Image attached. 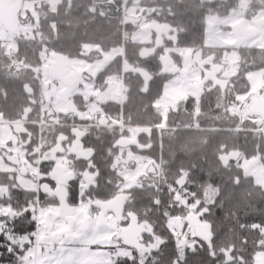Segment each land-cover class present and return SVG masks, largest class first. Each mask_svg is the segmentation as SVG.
Here are the masks:
<instances>
[{"label":"trees","instance_id":"trees-1","mask_svg":"<svg viewBox=\"0 0 264 264\" xmlns=\"http://www.w3.org/2000/svg\"><path fill=\"white\" fill-rule=\"evenodd\" d=\"M244 3L250 6L249 15L264 9V0H66L56 10L43 3L38 36L21 35L13 52L5 47L0 51V113L10 123L27 124L25 148L29 160L39 166V191L18 187L13 173L0 170V185L7 186L9 194L0 196V205L18 212L17 232L27 231L24 214L34 210L30 204L37 198L40 206L59 205L48 193L57 187L50 175L57 162L42 158L59 143L77 141L90 154H70L66 184L70 205L112 201L125 194L124 213L149 227L141 243L155 246L144 254V264H255L257 251L264 249V188L245 173L237 156L258 155L264 161V126L240 117L230 100L235 93L249 92V72L264 71V47L205 44L206 17L227 15ZM134 5L145 9L147 19L157 23L156 30L162 27L176 35L178 47L201 51L214 65L227 50L238 49V72L225 85L206 81L198 101L191 97L163 115L156 103L176 75L161 71L163 52L174 39L166 35L165 44L145 54L144 48L154 43L125 38V32L137 30L135 23L124 22L125 11ZM88 46L95 49L85 53ZM122 48L124 53L118 51L93 81L101 86L108 78L123 79V105L117 99L101 102L100 118L107 121L95 122L85 114L95 98L77 93L70 99L83 116L61 111L55 115L56 123L49 121L44 51L92 62ZM176 57L184 61L187 56ZM128 66L145 70L148 84L144 86V78ZM120 114L122 126H114L112 120ZM127 150L153 162L138 185L124 188L126 179L116 162ZM190 214L210 225L209 242L194 232L191 239L197 237L200 245L183 240L181 235L191 226L186 221ZM0 252H5L0 261L13 259L5 249ZM141 259L134 250V257H121L118 264H141Z\"/></svg>","mask_w":264,"mask_h":264},{"label":"rangeland","instance_id":"rangeland-1","mask_svg":"<svg viewBox=\"0 0 264 264\" xmlns=\"http://www.w3.org/2000/svg\"><path fill=\"white\" fill-rule=\"evenodd\" d=\"M61 1L64 2L66 0H40L39 2L34 3L23 0H0V51L2 47H5L8 52H13L17 48V37L21 35H35L33 32L34 24L37 25L39 16L42 15H39L40 11L38 12L37 6H41L40 10H42L43 3L46 2L50 5L52 10H56ZM27 10L30 12L26 13ZM21 16L24 17L21 18ZM250 16L251 15L248 14V4L246 3L242 4L240 8L234 9L229 14L224 16H207L205 44L207 46L238 48L252 47V45H257L258 43L260 46L264 47V10H260L257 14H255L253 19ZM26 20H30V22ZM127 21L136 23V21H131L126 14L124 22L127 23ZM146 24H148V26H146ZM155 25H157V23L154 21H147L144 19V24L138 22V27L140 28L135 36L133 35L134 32H125L124 37L132 38V40L140 43H154V47L150 46L144 48L145 54L153 53L157 46L166 43V35L167 37L170 36L172 38V34L168 33L167 30L161 29V26V30H155ZM254 36L255 39L252 40ZM176 41L177 36L175 35L174 44L165 48L163 52L161 71L176 73V75L166 83L162 99L156 103L158 111L163 115H166L170 110L176 109L183 101L191 97H195L198 101L199 90L194 86L198 85L203 78L205 81H209L212 84L218 83V79L213 75L215 65L211 61V57L202 61L201 59L204 57L201 51L193 52L191 48L178 47L175 44ZM253 41H255V43H253ZM88 48L89 47H87L85 53H88L90 49H95L92 47L90 49ZM118 51H121L122 54L124 53L123 48L120 50H112L111 52L102 53L101 58L92 62L70 59L68 71L78 75L79 79L78 82L76 81L77 84L74 83L68 85L62 79L55 78L54 74L49 71V75H44V81L46 84L49 82L52 89L54 88V96L52 97L53 99H48L47 95V99L50 100L48 105H51L52 108L57 111L60 108L65 111L67 107L65 98L68 91L70 92V95L86 92L96 98L88 103L87 111L85 113L86 116L95 122H106L107 120H103V118L99 117L103 107L101 102L98 101V95L93 91L96 86L93 78H95L110 64ZM183 53H185V55ZM176 55H179L183 59L185 56H190V58H187V60L184 61H178ZM43 56L46 68L49 70L53 63V56L46 50L44 51ZM223 60L228 67L229 73L221 80V84L225 85L229 76H233L234 73H237L239 65L238 62L240 61L239 50H227L224 53L221 63H219L220 66L223 63ZM207 61L208 66L204 65ZM181 64L184 66L183 69H181ZM127 69L142 76L144 78V86L148 84L150 78L145 70L135 69L132 66H128ZM247 77L249 80L250 90L246 94H240L238 98L240 104L243 105V113L244 111L247 113L251 111V107L248 109L245 105L248 101L247 99L250 98L251 101H253L258 97V95H261L260 90H263L264 85V71H251L247 74ZM119 79L120 78L118 77L106 79L110 85L114 86L113 88L116 94L120 93L118 86ZM49 110L50 109L46 108V112H49ZM236 111L242 114L240 107H238ZM4 122V118L0 113V170L13 173L18 187L26 190L39 191V169L29 160L27 150L22 148L24 141L21 138V132L17 131L16 127L14 130V127ZM77 143L79 144V142ZM124 147H126V145H124ZM72 149V145L66 146L63 143H59L46 153L42 159L54 160L57 164L68 167L67 163H69V161L73 158V156H70L72 153L69 152L72 151ZM38 160L39 158L37 161ZM146 160L147 162H145ZM148 160L150 161L148 162ZM131 161L136 162L137 165L135 167L129 166ZM237 161H241L240 166L244 169L245 173L253 176L256 182L264 188V161L258 155L252 157H242V155H238ZM152 162L153 161H151V159L132 155L131 150H127L124 154H122L116 162V165L121 172L120 174L126 179L124 188L138 185L140 183V179L144 178L142 175L147 173V169ZM88 183L89 182H86L85 184L88 185ZM7 194L8 187L0 185V196L5 197ZM126 200V195L122 194L117 199L112 201L99 203L90 202V204L85 203L83 205L76 206L74 209L77 211H83L91 215L93 218L100 219L113 225V243H117L119 245L118 247L110 250L113 257L119 256V258H131L134 257V250H139L142 255L141 264H144V254H147V252L152 248H155V246H144L141 243L142 233L148 232L149 227L145 224L137 222L134 217L128 216L124 213L122 207ZM59 207V205H39L36 208H32L37 213L46 214L50 211H60ZM0 210L9 212L14 216L18 215V212L11 206L0 205ZM172 225L176 228L178 223L174 221ZM181 236L183 237V240L188 243L189 240L184 238L185 232ZM255 264H264V249L257 251Z\"/></svg>","mask_w":264,"mask_h":264},{"label":"snow or ice","instance_id":"snow-or-ice-1","mask_svg":"<svg viewBox=\"0 0 264 264\" xmlns=\"http://www.w3.org/2000/svg\"><path fill=\"white\" fill-rule=\"evenodd\" d=\"M24 215L29 227L17 232L20 217L0 210V249L13 257L0 264H118L112 224L75 209Z\"/></svg>","mask_w":264,"mask_h":264},{"label":"crops","instance_id":"crops-1","mask_svg":"<svg viewBox=\"0 0 264 264\" xmlns=\"http://www.w3.org/2000/svg\"><path fill=\"white\" fill-rule=\"evenodd\" d=\"M37 8H38V12H39V15H41L44 11H45V9L44 8H42V10H40L41 9V6H37ZM249 9H250V6L248 5V11H249ZM262 10H264V9H262ZM28 12H30V11H26V13H28ZM258 13V12H257ZM256 13V14H257ZM126 14H127V16H128V18L131 20V21H136V23H135V25H137V30L136 31H134V33H133V35L135 36L136 35V33L138 32V30H139V28L140 27H138V22L139 23H142V24H144V19L145 20H147L148 21V19H147V17L145 16L146 15V11H145V9L144 8H142V7H140V6H132L131 8H129L128 10H126L125 11V16H126ZM25 15V14H24ZM137 15H141V16H137ZM255 15V14H254ZM254 15L252 14L250 17L253 19V17H254ZM22 17H24V16H21V18ZM39 18H40V16H39ZM26 21H29L30 22V20H26ZM29 22H27V23H29ZM35 23V22H34ZM146 26H148V24H146ZM154 29L156 30V28L154 27ZM160 30V29H159ZM33 32L35 33V35H32V34H30L31 35V37H36V36H38V31H37V25H35L34 24V30H33ZM174 36L175 35H172V39H174ZM253 39H255V36L252 38V40ZM148 43H150V42H148ZM253 43H255V41H253ZM89 48L88 49H90L91 47L90 46H88ZM252 47H260V48H263L262 46H260L258 43H257V45H252ZM92 48H94V47H92ZM233 48H236V47H233ZM239 48V47H238ZM90 50H92V49H90ZM194 52V51H193ZM184 55H185V53H183ZM224 57V56H223ZM187 58H190V56H187L186 57V60H187ZM206 58H202L201 60L203 61V60H205ZM211 59V58H210ZM239 63V65H238V69H237V72H238V70H239V66H240V61L238 62ZM204 65H207L208 66V61L207 62H205L204 63ZM46 66V65H45ZM184 68V67H183ZM229 73H228V67H227V65H226V63H225V61L223 60V63H222V65L220 66L219 64H215V68H214V76L218 79V83L217 84H221V80L223 79V77L224 76H227ZM234 74H236V73H234ZM233 74V75H234ZM147 75L149 76V74L147 73ZM232 76V75H231ZM231 76H229V78L228 79H230V77ZM56 78V77H55ZM149 78H150V76H149ZM199 82V81H198ZM205 79L203 78V80L202 81H200L199 83H198V85H196V86H194L196 89H198L199 90V95L203 92V88H204V86H205ZM227 82H228V80H227ZM74 83H76V82H74ZM73 83V84H74ZM115 91V90H114ZM46 94L48 95V99L50 98V99H53L52 97L54 96V88L52 89V86H50V84H49V82H48V84H46ZM260 94L261 95H258V97L255 99V100H253V101H251V99L250 98H248L247 100V102L245 103V105L247 106V108L249 109V107H251V111L250 112H246V111H244V113H243V111H242V106L243 105H241L240 104V101L239 100H237V102H236V108H234V110L236 111V109H238V107H240L241 108V111H242V114H240V113H238L237 111V113L239 114V116L240 117H242V118H247V119H250V120H252V121H254V122H257V123H260V124H262L263 126H264V85H263V90H260ZM99 96V98H100V102H103V101H105V99L106 98H111V99H117V94L115 93H113V89L112 90H108V91H104V92H102L101 94H99L98 95ZM47 99V105H46V108L47 109H50L49 110V112H48V115L50 116V119H49V121H52V122H57V119H56V117H55V115L60 111V110H62V111H64V109H59L58 111L56 110V109H53L52 108V106L51 105H48V103H49V101L50 100H48ZM102 100V101H101ZM240 110V109H239ZM2 115V114H1ZM99 117H100V115H99ZM103 120H106L105 118H103ZM4 123H7V124H9V125H11L12 127H14V130H15V127H16V129H17V131H19V132H21L20 133V135H21V138H22V140L24 141V145L22 146V148H25V145H26V142H27V137L24 135V132H26V127H27V124H25V122L23 121V122H19V123H10V122H8V121H6L5 119H4ZM97 122V121H96ZM99 122H104V121H99ZM76 130H77V128H76ZM72 147H73V149H72V151H70L71 153H75V154H79V155H85V156H88L90 153H89V151H87V150H84L78 143H77V141L72 145ZM26 149V148H25ZM27 150V149H26ZM77 151V152H76ZM150 160H148V162H149ZM152 161V160H151ZM69 162H71V161H69ZM145 162H147V160L145 161ZM62 166H64V165H62ZM38 167V166H37ZM66 169L64 170V171H62V172H64V174H67V167L66 166H64ZM143 176V175H142ZM89 182L91 181V179H89L88 180ZM89 184V183H88ZM39 187H40V183H39V185H38V189H39ZM60 208V207H59ZM75 208V207H74ZM60 211H61V209H60Z\"/></svg>","mask_w":264,"mask_h":264},{"label":"water","instance_id":"water-1","mask_svg":"<svg viewBox=\"0 0 264 264\" xmlns=\"http://www.w3.org/2000/svg\"><path fill=\"white\" fill-rule=\"evenodd\" d=\"M4 7V6H3ZM7 8V7H6ZM54 62L52 63L51 67L49 70L47 68L44 69V75H49V71H51L56 78H64V76L68 73V65H69V60L67 57L63 55H54ZM74 82H71L73 84ZM68 95L66 96L69 98L70 92H67ZM67 111L70 113H78L80 117L83 116V114L80 112V110L77 108L76 104L72 99H69L67 103ZM59 168H62V171H64L66 168L60 164L55 165L53 171L51 172V177H59L57 174V170ZM69 178L68 174H64L63 178L61 179L60 177L57 179V187L55 189H50L48 193L51 196H55L59 202V206L61 211L64 210H73L74 207L70 205L68 201V189H67V179ZM46 185V184H45ZM45 185L42 186V189H45ZM186 221L190 223V225L193 227L195 233L203 238L206 241H210L212 234H211V229L210 225L208 223L202 222L195 214H190Z\"/></svg>","mask_w":264,"mask_h":264},{"label":"flooded vegetation","instance_id":"flooded-vegetation-1","mask_svg":"<svg viewBox=\"0 0 264 264\" xmlns=\"http://www.w3.org/2000/svg\"><path fill=\"white\" fill-rule=\"evenodd\" d=\"M53 56V55H52ZM53 62H54V58H53ZM58 79H60V78H58ZM63 81H65L68 85H70L71 84V82H78V75L77 74H73V73H70L69 71H68V73L64 76V78H61ZM77 82H76V84H77ZM97 87H99V86H95V88H94V92H95V94H97V95H99V94H101L102 92H104V91H108L109 89L110 90H112L113 89V93L115 94V91H114V88L113 87H111V85H108V87L107 88H105L104 90L102 89V88H100V90L98 91V90H96V88ZM80 93H83V92H80ZM75 94H77V93H75ZM75 94H73V95H75ZM84 94H87L86 92H84ZM68 95V93H66V96ZM70 95V94H69ZM73 95H70L69 96V98H65V100H66V102L68 103V101H69V99L71 98V96H73ZM118 96H117V100L120 102L121 101V99H122V97H123V102H124V99H125V95L123 94V96L119 93V94H117ZM88 96L91 98V94H88ZM98 97V101H100V98H99V96H97ZM95 98V97H94ZM96 99V98H95ZM108 100H114V99H111V98H106L105 99V101H103V102H106V101H108ZM102 101V100H101ZM121 104V103H120ZM121 105H123V104H121ZM68 109H67V107H66V109H65V111H67ZM61 112V111H60ZM59 113V112H58ZM57 113V114H58ZM47 116L50 118V116L48 115V112H47ZM117 116H119V117H121L120 115H117ZM117 116L115 117V119L114 120H112V122L115 124L114 126H120V124H121V122H122V120L118 117V119H117ZM122 118V117H121ZM53 123H56V122H53ZM79 126V125H78ZM121 126H122V124H121ZM58 172H57V174H58V176L62 179L63 178V175H64V172H62V168H59L58 170H57ZM58 177V178H59ZM57 177H55L54 179L57 181V179H58Z\"/></svg>","mask_w":264,"mask_h":264},{"label":"built area","instance_id":"built-area-1","mask_svg":"<svg viewBox=\"0 0 264 264\" xmlns=\"http://www.w3.org/2000/svg\"><path fill=\"white\" fill-rule=\"evenodd\" d=\"M123 83H124L123 79L120 78V79H119V84L121 85L122 96H123V93H124V85H123ZM108 85H110L109 82L105 80L104 83H103V85L97 87L96 90L99 91L100 88H103V87H104V88H107L106 86H108ZM238 98H239V93H235L234 96H233V98L230 100V106H231V107H234V106L236 105V102H237V99H238ZM120 103L123 104V97H122ZM120 116L122 117V114H120ZM118 117H119V116H117V119H118ZM121 117H119V118L122 120ZM120 126H121V124H120ZM30 205H32V206H34V207H38V206H39L38 198H37V200H36L35 202H31ZM189 236H190V232H189V230H187V231L185 232V236H184V238H185V239H189ZM189 244H190V245H194V244L200 245L199 241H198L197 239H195V238H193V239L189 242ZM261 245H262V246L264 245V239L261 240Z\"/></svg>","mask_w":264,"mask_h":264}]
</instances>
